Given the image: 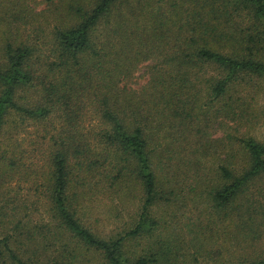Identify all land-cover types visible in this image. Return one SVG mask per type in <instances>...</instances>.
<instances>
[{
    "label": "trees",
    "instance_id": "trees-1",
    "mask_svg": "<svg viewBox=\"0 0 264 264\" xmlns=\"http://www.w3.org/2000/svg\"><path fill=\"white\" fill-rule=\"evenodd\" d=\"M37 6L0 0V264H264V144L236 125L264 77V0ZM147 62L148 81L128 87ZM218 117L235 130L210 141ZM15 177L33 200L10 197ZM109 193L124 208L138 198L124 235L92 222ZM199 198L209 221L196 235L210 249L171 239L178 206ZM225 222L228 247L215 240Z\"/></svg>",
    "mask_w": 264,
    "mask_h": 264
},
{
    "label": "rangeland",
    "instance_id": "rangeland-1",
    "mask_svg": "<svg viewBox=\"0 0 264 264\" xmlns=\"http://www.w3.org/2000/svg\"><path fill=\"white\" fill-rule=\"evenodd\" d=\"M49 1L51 0H33V5H38L37 8L38 10H40L45 7L46 3H48ZM148 79L149 62L143 63L139 66L133 78L128 82V87L139 88L143 84H145ZM243 99H245L244 108L246 109V111L243 116L239 118L243 120H240L236 124H241L240 129H237L239 130L237 134L241 136L248 135L254 137L256 140L264 144V77H258L253 81H250V85L243 94ZM87 119L88 121H86L85 123L88 129L95 128L98 125L97 115L91 108L88 110ZM227 123L229 126H227ZM230 124L232 125V123ZM230 124L224 119V117L223 120L218 117L217 119H213V121L209 122V127L205 129L208 133L209 140L216 141V138H226V133L235 130L229 128ZM28 132L29 131L27 130H23L21 132L20 139H23V137L27 135ZM208 160L210 164L214 166L215 163L219 161V158H216L213 156V154H211ZM34 163L36 164L35 167H42L45 165V159L34 160ZM30 186V182L25 183L24 181H19V179L15 177L11 182V190L9 191V195L15 200V203L19 205L21 204L20 200H23V198L25 197H30L27 200H33V196H29V192L27 190ZM31 193L35 196L34 190H32ZM136 199L138 198L135 197L132 200V204L129 203V205L124 208L123 206H121V203L119 202L116 194H99L93 200L94 203L91 205V216L93 219L92 222L96 225V230L101 231L103 235H109L111 233L116 235H124L126 231H129L131 228L135 227L139 219V217L136 216V205L133 204V201H135ZM201 200L202 199L199 198L197 200L188 201L185 205L180 204L178 206L176 218H174V224H172L173 228H170L171 239H176L177 236H181L178 241L184 246L191 245V242L195 243V239H197L199 245H201L202 242V247L210 249L212 247V241L207 237H203L202 240H199V235H196V231L198 230V228H196V225L201 222L207 223L209 221V216L207 215V211L205 209V206L202 205ZM117 204L119 205L120 209L116 208ZM45 206L46 207L43 208L42 205H38V210L40 211V213L33 214L32 219L35 218V220H37V218L42 214L46 216L45 212L47 211L48 204ZM172 209L173 208H170L168 210L167 215H171L172 213H174L173 211L170 212V210ZM201 217H203L204 219H202ZM188 222L189 224H194V226L187 225ZM224 225H226V222L225 224L221 225L214 224V226H216V229L218 228L221 231V235L218 236V238H215V240H218L219 243L221 242L222 245L228 247L231 243L236 241L233 236L234 232H229V228H223ZM209 232L210 230L208 231V233ZM36 240L38 241V243L41 242L40 238H37ZM87 264H103V262L100 257L94 256L92 261L88 262Z\"/></svg>",
    "mask_w": 264,
    "mask_h": 264
}]
</instances>
